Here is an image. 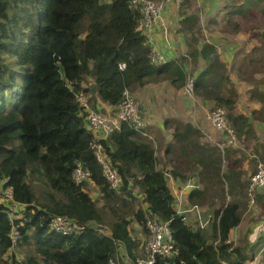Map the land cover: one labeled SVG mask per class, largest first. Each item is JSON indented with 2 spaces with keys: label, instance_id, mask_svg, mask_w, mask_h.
<instances>
[{
  "label": "trees",
  "instance_id": "trees-1",
  "mask_svg": "<svg viewBox=\"0 0 264 264\" xmlns=\"http://www.w3.org/2000/svg\"><path fill=\"white\" fill-rule=\"evenodd\" d=\"M140 25L141 13L129 0H0V192L12 189L10 203L0 200V264H109L120 244L138 264L141 241L131 225L136 221L148 235L147 221L155 215L170 220L178 254L158 256L153 264H246L250 258L248 248L231 239L242 219L243 196L224 188L218 147L202 142L192 122L174 127L166 152L187 169L198 162V172L223 192L208 226H193L177 212L152 139L128 122L99 138L123 176L121 189H112L104 174L93 147L95 132L77 95L117 106L126 89L135 92L166 78L183 84L187 78L188 55L155 63ZM190 54L209 63L197 74V91L232 109L239 92L215 45L203 42ZM88 76L93 81L85 84ZM228 83L226 96L222 89ZM229 117L240 132L248 122L244 114L230 111ZM148 130L154 133L151 126ZM259 155L264 160V151ZM78 162L90 171L81 183L74 177ZM232 172L224 177L231 179ZM88 181L98 186L101 205L87 190ZM207 187L192 189L189 198L203 196ZM136 189L142 199L138 207ZM227 193L240 197L228 200ZM56 214L85 228L79 233L51 229ZM13 228L20 231L17 245L26 247L22 258L10 236Z\"/></svg>",
  "mask_w": 264,
  "mask_h": 264
},
{
  "label": "crops",
  "instance_id": "crops-1",
  "mask_svg": "<svg viewBox=\"0 0 264 264\" xmlns=\"http://www.w3.org/2000/svg\"><path fill=\"white\" fill-rule=\"evenodd\" d=\"M218 1L219 0H209L206 4L209 8H211V11H213L215 9L214 6ZM253 2L251 0H239L237 4L232 5V9H226L229 24L236 26L237 35L240 37L239 39L231 42L232 44H238L235 51H232V49L229 48V45H223V50L220 51L221 56L223 57L221 58L228 62L230 67L232 66V68L229 69V72L231 73L233 79L236 77L238 79L243 77L241 73L242 71H235V67L238 66L237 63L241 59L245 58L242 63L252 62L255 64L261 62L260 58L257 59L256 56H254V49H256L257 46V42H255L254 39L258 37V34H252L254 39L251 40L245 38L247 34H250L246 31H250L252 29L259 30V28L264 27L263 24L253 21V19L256 18L255 15L264 13V7L262 8V6H264V0L259 2L258 5ZM185 15L186 14L180 15L177 1L171 0L166 3L164 12V20L166 25L169 27V35L165 36L163 30L164 28L161 25L154 28V46L160 49L161 52L166 55L168 60L176 58L179 59L182 56H187L188 52H190L188 35L186 30H184V25L182 24V19H185ZM252 16V20L249 21L250 19L248 17ZM202 43L203 42L200 40L199 45ZM197 63L198 66L199 64L203 65L202 69L206 67L205 61L200 57ZM201 70L199 69L198 73ZM239 73L240 75H238ZM177 86L178 85H176L172 79L166 78L159 81H151L143 86H140L136 90L137 95L140 97L142 112L145 115L148 126H151L155 137L161 140L160 143H162L163 146L162 149L160 148V150L157 151L160 152V154L157 153L158 166H164L163 164L167 163H170L171 165L173 163L166 150L172 141L174 127L180 122H192L201 130L202 142L210 143L218 147V151L220 153V162L218 163V166L220 167V175L222 181L224 182V188L226 190L240 189V184H238L239 180L242 179L243 181L245 180V182L249 180L251 173L256 167L255 165L253 168V162H256V158L253 157L256 154L246 152L249 151L247 149L248 146H251V149L255 148L258 154L259 152L264 151V87H260L258 91L250 85L244 89L239 87L237 88L239 96L231 112L234 114H244L248 118V122L245 126L241 127V132L240 128L237 129L235 127L238 133L237 141L234 144H230L227 139V133L215 128V126L207 118L206 111L208 110V101L204 100L202 103H198L196 100L194 101V99L185 96L184 89L177 88ZM168 90L171 92L173 104L170 108H164V105H162L160 100V95L163 97V94L166 95ZM95 99L97 108L101 110L111 112L116 108V106L103 101L98 96ZM236 159H238V163L235 164ZM225 162L227 163V166ZM197 167L198 169L201 168V165L198 162L193 164L189 170L185 168L182 162L175 163L172 169H177L179 174L178 176L173 175L175 181L177 182L174 187L180 185L189 177H194L195 182L200 188H203L205 185H209L210 188L213 187L214 185L210 186L208 180L204 178L200 172H198ZM172 169L166 167V170L170 171ZM232 170L231 179L227 180L224 175L230 173ZM174 187L172 188V191H174ZM135 192L136 195L139 196V190L136 189ZM259 193V197H257L256 200L257 203L253 205V207L258 204L259 208L262 210L259 211V217H261L249 219L242 215L240 223L231 231V239L236 244L246 246L251 252V256L247 260V264H264V188L261 189ZM189 194L186 195V201ZM237 196L238 195H230L227 193L228 200L232 198L234 199ZM239 199L241 201L242 208V206L245 205L246 200L244 197H240ZM248 205L251 207L249 200ZM201 207L204 209L203 206ZM118 250L119 255H123V257L125 256L128 260H131L129 255L125 252V247L123 245L120 244Z\"/></svg>",
  "mask_w": 264,
  "mask_h": 264
},
{
  "label": "built area",
  "instance_id": "built-area-1",
  "mask_svg": "<svg viewBox=\"0 0 264 264\" xmlns=\"http://www.w3.org/2000/svg\"><path fill=\"white\" fill-rule=\"evenodd\" d=\"M169 1L171 0H129L130 5L137 8L141 13L140 26L147 36V41L152 46V59L158 64L165 63L168 59L160 49L154 46L153 33L154 28L161 25L164 28L165 36L169 35V27L164 20L165 6ZM194 86L195 78H190L186 84L188 95L192 96ZM77 97L82 106V113L87 120L88 126L96 135L93 142L96 157L102 164L104 174L109 181L111 188L119 191L123 185V176L108 158L105 148L99 141V138L107 137L114 129L120 128L124 121L128 122L134 130L152 138L153 136L148 130V122L141 109V103L129 89L124 91L121 102L111 112H106L94 107L90 102L88 94L81 92ZM206 115L215 128L227 133V139L230 144L236 143L237 130L231 123L230 117L225 108L221 106L213 107L206 111ZM166 176L172 189L177 182L169 170H166ZM74 177L78 183H81L90 178V171L83 166L82 162H78L74 171ZM195 187H198V185L195 182L194 177H189L180 185L174 187L175 208L188 222L189 213L193 214V217L197 222L196 227H206L213 220L214 213L204 212V209H202L197 203H193L190 206L185 205L186 195ZM263 188L264 160H258L256 170L251 174L247 186V195L250 204L256 203L257 194ZM5 194L12 198V189H6ZM12 214L13 211L11 212V215ZM49 227L63 233H79L85 228V224H82L67 215L56 214L51 217ZM147 227L149 235L147 242V255L146 257H139L138 264H153L158 256L171 258L178 254V247L174 240L170 220H164L156 215L151 216L147 221ZM101 230L104 229L101 228ZM10 236L12 237L14 246H16L20 237L19 229L13 228ZM118 255L119 254L117 253V256ZM109 264L121 263L116 257H113Z\"/></svg>",
  "mask_w": 264,
  "mask_h": 264
},
{
  "label": "rangeland",
  "instance_id": "rangeland-1",
  "mask_svg": "<svg viewBox=\"0 0 264 264\" xmlns=\"http://www.w3.org/2000/svg\"><path fill=\"white\" fill-rule=\"evenodd\" d=\"M177 4H178V10L180 15H185V19H182V24L184 25V30H186L187 35H188V39H189V45H190V52L194 49L197 48L199 46V42L200 40L202 42H209L215 45L216 47V53L217 56L220 58L221 61H223L226 65V72H229V69L232 68V66L230 67V64L228 62H226L225 60H223L222 56H221V50H223V45H229V48L232 49V51L236 50V48L238 47V44L236 43H231L233 42V40L239 39V35H237V30H236V26L234 25H230L228 18H227V12L226 9H232V5H235L238 3L239 0H219L217 2V4L214 6V10L211 11V8L208 7V5L206 4L209 0H176ZM229 5V8H228ZM264 6H262L263 8ZM256 18L253 19V21L258 22L259 24H263L264 25V13H259L258 15H255ZM251 21L252 17H248ZM235 22V21H234ZM250 34H247L245 36V38H247L248 40L254 39L252 37V34H258V37L255 40V42H257V46L256 49H254L255 51V55L256 58H260L261 62L259 63H255L253 64L252 62L249 63H242L245 58L241 59L237 65L235 67V71H242V78L238 79L237 77L233 79L234 81V86L237 89L238 87L241 89L246 88L248 85L252 86L253 88H255L256 91H258V89L260 87H264V27L263 28H259V30H255L252 29L250 31H246ZM190 52H188V56H187V68H186V72H187V78L185 80V82L183 84H178L175 83L177 86V88H181L184 89L185 92V96H188L192 99H194V101L196 100L198 103H202L206 98H204V96H206V92L205 90H202L201 92H198L197 89L194 86V90L192 93V96L188 95L187 91H186V84L189 81L190 78H195L197 77L198 71L199 69L201 70L203 65L198 66L197 61H195V57L191 56ZM222 57V58H221ZM263 58V59H261ZM256 62V61H255ZM242 63V64H241ZM206 66L209 65L208 62L205 63ZM240 64V65H239ZM198 66V67H197ZM198 69V70H197ZM231 74V73H230ZM240 75V73L238 74ZM259 76V77H258ZM232 77V75H231ZM85 84H87L88 82H92L93 81V77H87L85 79ZM231 84L228 83L226 84L223 89H222V93L223 95L229 94V91L225 90L228 89L229 86ZM133 94L135 95V97L137 98V100L141 103L140 101V97L137 95L136 91L133 92ZM89 96V95H88ZM91 97V95H90ZM160 100L162 102V105H164V108H170V106H172L173 104V99L171 97V92L168 90L166 92V95L163 94V97L160 95ZM238 100V98H237ZM208 109H211L213 107L216 106H221L223 108L226 109L227 114L229 116L230 111H232V109L229 108L228 105H217L216 101L213 98H208ZM91 104L96 107V100L92 99ZM237 102V101H236ZM142 109V107H141ZM104 111V110H103ZM113 111V110H112ZM172 127V126H171ZM153 137L151 138L153 141V144L156 147V150L159 151L160 148L162 149V143L161 140H159L157 137H155V134H151ZM238 136V133H237ZM160 145V146H159ZM228 146V145H227ZM227 148V147H226ZM165 149V148H164ZM249 151L246 152H250L251 154H256L254 155L253 158H256V162H253V168L255 167V165L257 166L258 160H263L261 159L255 148L251 149V146H248L247 148ZM226 151V149H225ZM160 154V152H157ZM256 156V157H255ZM170 157L173 158L174 157V161L173 163L170 165V163L167 164H163L164 166L160 165V168H173V166L175 165V163H177V161H175V154H170ZM226 166L227 163L225 162ZM191 165V163H190ZM177 166V165H176ZM189 167V166H187ZM192 167V166H191ZM256 169V167L254 168ZM173 170V169H172ZM189 170V169H187ZM244 170V169H243ZM249 183V182H248ZM238 184H240V189H238V191H240L241 196L244 197V199L246 200V203L244 206H242L241 208V214L243 216H245L246 218H256L259 217V211H262L258 204L256 206L253 207V205L255 204H251V207H249L248 205V195H247V186H243L244 185V181L241 179L239 180ZM204 187H207V185H205ZM245 187V188H243ZM86 188L87 190L91 193V195L98 201V204H102L104 202L103 198H102V194L98 188L97 185H95L93 182L88 181L86 184ZM243 188V189H242ZM9 193V192H8ZM223 192H221V189L219 187V185L217 184L214 185L211 188L207 187V190L205 191L203 196H200L199 198H195V200H192L191 198L188 197L185 205L189 206L193 203H198L201 206L204 207V212H213L215 207H219L221 206L222 202H223ZM230 194V193H229ZM232 195V194H230ZM239 196V194H238ZM136 200H134L135 206H141L142 205V199L140 196L136 195L135 196ZM11 196H6L5 193H1L0 192V200L4 201L6 203H10L11 200ZM250 201V200H249ZM209 206V207H206ZM215 206V207H213ZM15 208L21 209L22 208V204H17L14 206ZM206 208V209H205ZM15 210V209H14ZM211 210V211H208ZM16 211V210H15ZM14 215V213L12 214ZM109 215H111L109 213ZM261 217V216H260ZM259 217V218H260ZM258 218V219H259ZM189 223L193 226L197 225V222L195 221V218L193 217V214L189 213ZM106 229H104V231L107 230L108 227H104ZM132 228V233L134 234L135 237H137L138 239H140L141 241V246L139 248V257H146L147 255V242L149 239V235L145 234L143 232V230L141 229L140 225L134 221L131 225ZM16 249V253L18 254V256L20 258H22V255L24 254V250L26 247L22 246H18L16 245L14 247ZM121 264H133V262L131 260H128L125 256L123 257V255H118L116 257Z\"/></svg>",
  "mask_w": 264,
  "mask_h": 264
}]
</instances>
